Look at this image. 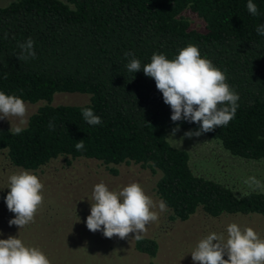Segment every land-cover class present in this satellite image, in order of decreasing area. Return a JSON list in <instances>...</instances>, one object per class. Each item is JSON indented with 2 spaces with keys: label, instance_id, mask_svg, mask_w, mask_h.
Instances as JSON below:
<instances>
[{
  "label": "trees",
  "instance_id": "16d2710c",
  "mask_svg": "<svg viewBox=\"0 0 264 264\" xmlns=\"http://www.w3.org/2000/svg\"><path fill=\"white\" fill-rule=\"evenodd\" d=\"M253 2L259 15L248 12V0H12L0 6V91L45 102L20 134L0 127V151L27 171L58 157L97 160L113 174L118 165L138 164L156 175L153 191L166 202L171 223L188 220L198 209L212 217L239 213L264 219V195L238 198L232 188L192 171L188 151L172 145L168 135L177 126L196 131L199 124L173 122L155 80L142 69L126 68L132 58L143 67L154 53L174 59L188 44L198 46L239 95L234 119L202 134L233 156L264 159V36L256 31L264 24V0ZM186 11L203 21L202 30L191 28ZM29 37L36 58L20 61L19 44ZM57 92L90 98L82 105H52ZM84 108H92L102 123L89 125ZM80 140L82 151L75 148ZM8 192L0 194L4 205ZM131 240L143 264L168 261L160 256L161 233ZM99 241L108 243L104 257L120 242L100 234Z\"/></svg>",
  "mask_w": 264,
  "mask_h": 264
},
{
  "label": "clouds",
  "instance_id": "9594fccd",
  "mask_svg": "<svg viewBox=\"0 0 264 264\" xmlns=\"http://www.w3.org/2000/svg\"><path fill=\"white\" fill-rule=\"evenodd\" d=\"M247 10L253 16L259 15L253 0H248ZM256 31L264 36V24L259 25ZM34 44L31 37L19 44L20 61L36 58ZM124 55L128 57L132 54L125 52ZM126 68L132 73L142 69L146 76L155 80L164 103L172 110L173 122L184 120L199 124V129L186 132V137L199 136L217 127L227 126L236 115L239 95L227 82L226 72L216 67L210 59L202 57L194 44L180 49L174 59L154 53L151 62L143 67L139 59L132 58ZM27 114L28 105L22 98L0 91V120L16 117L19 124L24 125ZM82 116L89 125L102 123L101 117L92 108L82 109ZM22 131L21 126L10 128L13 135ZM177 131L179 126L172 130V135ZM75 148L84 150L83 140L78 141ZM8 181L10 191L5 203L8 210L15 214V218L8 223L21 229L34 222L42 207L44 184L37 175L27 170L11 174ZM244 183L250 191L242 192L238 198L247 197L252 192L264 195V182L256 177H249ZM92 201L86 226L93 233L102 231L104 237L109 239L114 236L126 239L131 234L139 241L147 232V225L158 221L160 212L168 211L165 201L154 202L137 182L119 191L109 190L103 182L98 183L94 186ZM157 208L159 211L155 210ZM191 258L194 264H264V239L251 227L242 229L237 223H231L227 226L226 240L222 234H208L199 240L191 252ZM0 264H51V261L38 247L26 246L16 236H9L0 239Z\"/></svg>",
  "mask_w": 264,
  "mask_h": 264
},
{
  "label": "rangeland",
  "instance_id": "374dc122",
  "mask_svg": "<svg viewBox=\"0 0 264 264\" xmlns=\"http://www.w3.org/2000/svg\"><path fill=\"white\" fill-rule=\"evenodd\" d=\"M10 1L0 0V6ZM183 14L189 19L191 28H204L203 21L196 14L190 11ZM89 98L90 95L84 93L57 92L51 104L82 105L88 103ZM25 103L28 105L26 120L39 106L45 104L44 101ZM25 125H20L16 117L0 120V127ZM186 132L189 130L180 129L174 136L170 133L168 137L176 140L174 143L168 139L172 145L188 151L189 163L195 174L221 182L236 194L250 191L244 183L249 177L254 176L264 182V159L255 161L233 156L204 134L189 138L185 136ZM116 169L118 172L113 174L97 160L58 157L35 171H29L44 184L43 205L34 222L19 229L15 225L9 226L8 221L14 219L15 214L0 202V239L16 236L26 246L41 249L51 264H143L133 252L131 234L126 239L112 237L120 242L110 256L104 257L101 251L108 243L99 241V234L104 237L103 232L93 233L86 226L94 186L101 182L114 191L137 182L158 204L159 199L153 191L156 175L134 163L121 164ZM20 170L24 169L12 165L5 153L0 151V194L10 191L7 188L8 177ZM155 210L159 211L158 208ZM231 223H237L242 229L251 227L264 239V219L258 214L224 213L212 217L201 209L188 220L175 223L166 218V212H160L158 221L147 225V233L162 234L165 246L160 256L164 255L169 264H194L191 252L199 240L213 232L222 234L226 240L227 226ZM162 251L165 253L162 254ZM224 258L227 259V256Z\"/></svg>",
  "mask_w": 264,
  "mask_h": 264
}]
</instances>
